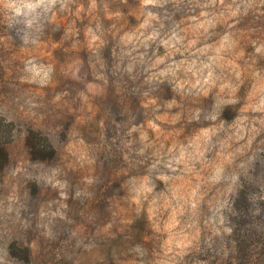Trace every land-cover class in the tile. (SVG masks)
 Returning <instances> with one entry per match:
<instances>
[{"label":"rangeland","instance_id":"obj_1","mask_svg":"<svg viewBox=\"0 0 264 264\" xmlns=\"http://www.w3.org/2000/svg\"><path fill=\"white\" fill-rule=\"evenodd\" d=\"M25 2L0 0V264H264V0Z\"/></svg>","mask_w":264,"mask_h":264},{"label":"trees","instance_id":"obj_2","mask_svg":"<svg viewBox=\"0 0 264 264\" xmlns=\"http://www.w3.org/2000/svg\"><path fill=\"white\" fill-rule=\"evenodd\" d=\"M2 125L0 122V166H2L8 159L7 142L2 139ZM25 144L28 147L30 155L34 159L49 160L55 155V148L48 137L38 133L33 129H30L25 134ZM243 215H248L247 203H244Z\"/></svg>","mask_w":264,"mask_h":264},{"label":"clouds","instance_id":"obj_3","mask_svg":"<svg viewBox=\"0 0 264 264\" xmlns=\"http://www.w3.org/2000/svg\"><path fill=\"white\" fill-rule=\"evenodd\" d=\"M41 2H42V0H36V5H38ZM53 2H54V0H53ZM36 5H33L32 3L27 2V0H26V2L24 3V6L22 8H15L14 9L15 14L16 15H24V14H26V11L27 12L32 11Z\"/></svg>","mask_w":264,"mask_h":264}]
</instances>
